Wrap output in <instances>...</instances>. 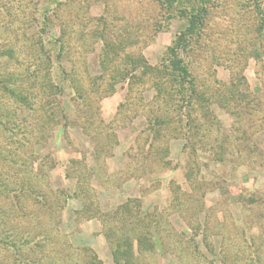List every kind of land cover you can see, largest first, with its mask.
Listing matches in <instances>:
<instances>
[{
    "label": "rangeland",
    "instance_id": "374dc122",
    "mask_svg": "<svg viewBox=\"0 0 264 264\" xmlns=\"http://www.w3.org/2000/svg\"><path fill=\"white\" fill-rule=\"evenodd\" d=\"M51 1L0 0V80L12 79L7 86L33 104L24 108L0 83V264H51L42 256L58 246L55 228L70 246L61 264L93 256L114 264L104 235L114 220L88 218L83 207L107 212L127 200L161 224L155 251L143 250L139 264H264V34L255 31L264 0H195L208 16L181 57L201 94L189 114L196 130L167 134L156 163L144 158L151 82L128 93L127 80L98 79L105 41L96 33L123 41L120 59L142 56L157 66L185 28L178 12L186 4L59 0L45 11ZM49 77L61 94L43 92ZM59 104L67 123L46 122L47 111L59 116ZM29 226L49 239L35 247L34 231L19 246Z\"/></svg>",
    "mask_w": 264,
    "mask_h": 264
},
{
    "label": "trees",
    "instance_id": "16d2710c",
    "mask_svg": "<svg viewBox=\"0 0 264 264\" xmlns=\"http://www.w3.org/2000/svg\"><path fill=\"white\" fill-rule=\"evenodd\" d=\"M58 1L59 0H52L49 3V7L44 10L46 11L52 6L56 7ZM253 1L257 4L258 1L263 0ZM165 4L170 8H173L175 5L186 4V7L180 8L178 12L180 17L185 20L186 25L175 38L173 44L167 48L165 60L157 66L149 65L142 56L134 58L131 55H125L123 59H120L119 55L122 54L124 48L123 41L118 40V43H111L110 41H107V37H105L103 30L96 33L98 34V38L105 41L102 43L103 50L100 57L101 74L97 77L98 79L104 80L107 78V81H109L108 84L120 80H127L129 86L128 93H130L133 87L138 83L150 81L151 88L155 91L152 106L153 109L151 108V110L148 111V116L146 117V122L148 124L144 130L146 137L145 142L148 144L144 158H152V161H154L153 163H156L159 153L161 155L166 154L163 149V147L166 148V143L161 142L166 139L165 137L167 134L175 138L177 132H185V134H187L192 132L193 129L196 130V123L192 119H189V116L192 113L194 101H198L201 94L198 93L197 86L192 78L189 67L181 56L185 55L188 51L192 39L198 38L201 35L203 28H205V22L208 16L207 9H205V7L202 8V5H199L195 0H165ZM45 14L46 13L43 14V21L46 25L48 23V17L45 16ZM256 14L258 19L255 21L257 23L255 31L258 38L261 39L264 34V13L258 11ZM53 44L54 46L58 45L56 58L61 61L62 56L66 52V47L62 38L54 40ZM39 48L43 53H47V50L42 44L39 45ZM46 60L50 63L51 58L48 56L46 57ZM30 76L33 77V74L30 73ZM47 76H50L49 73ZM10 81L12 82V79L9 80V82ZM19 81L20 80L18 79L14 80V84ZM9 82L7 81V78H2V80H0L2 89L7 92L14 101L21 103L24 108L33 109V104L28 98L25 99L23 95L16 93L17 90L13 87L7 86V84H10ZM43 83L44 82L40 84L44 89L43 92L49 91L53 96H56L58 92L61 94L63 91L61 87L52 85L50 77L49 82L46 81L44 83L45 85ZM29 87L30 89L34 88V84L30 83ZM237 87L238 86L234 85L230 86L231 89ZM229 96L231 99L234 98L233 93ZM139 99L143 100L142 97ZM121 106L123 105H120V107ZM85 108L86 107H83L82 111H85ZM58 110L59 116L54 110L47 111L48 118L46 122L55 121L60 123L61 120L67 123L68 114L64 112L60 104ZM168 114H172L174 119L170 120L167 116ZM99 123L102 124V122ZM4 127L11 135H15V127H9L7 125H4ZM162 156L164 157V155ZM262 160H264V154ZM164 164H166V162H164ZM0 180L2 181V179ZM1 188H3L2 185L0 186V189ZM81 193L82 191L75 192L74 196L81 198ZM59 195H63L62 191L59 192ZM58 202H61L63 205L64 199H60V201L58 199ZM92 207L93 206L87 203L84 204L83 213L92 212L93 214L88 215V218H95V215L98 214L102 218H111L115 222V225L107 226V232L104 234L106 241L110 245L114 264H139V258L143 250L155 251L156 243H154V240L157 233H155L154 230L161 225L158 218H156L157 216H152L150 214L142 215L141 211L130 203V200L120 204L112 211L107 212H102L98 208L94 210ZM54 230L59 239H61L62 235L59 234V229L55 228ZM33 232L34 235L30 238V241L34 242L33 245L35 247H39L43 241L49 239L48 236L50 233L46 234L44 228L35 227L34 229V226H29L28 233H26L25 239H23V242L19 246H28V235ZM58 237L56 238L57 242H52L53 245L58 246L55 249L47 250V254L42 256V260L48 255L50 256L48 258L51 261V264H56V261L61 264V262H64L63 258H69L68 253L70 251V246L66 241L60 242ZM13 249L18 251V247L16 246H13ZM71 251L73 250L71 249ZM83 251L85 252L86 250ZM92 258L93 259L90 261L91 263L89 262L88 264H102V262L96 260L95 256ZM25 260L26 259L23 261L26 262ZM38 261L37 264H39V262L41 263V261ZM70 262H72L71 264L76 263L71 259Z\"/></svg>",
    "mask_w": 264,
    "mask_h": 264
}]
</instances>
